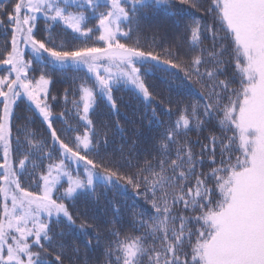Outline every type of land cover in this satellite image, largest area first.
Masks as SVG:
<instances>
[{"label": "snow or ice", "instance_id": "6c2138e0", "mask_svg": "<svg viewBox=\"0 0 264 264\" xmlns=\"http://www.w3.org/2000/svg\"><path fill=\"white\" fill-rule=\"evenodd\" d=\"M162 10L186 21L182 34L145 35L142 21ZM0 30V264H80L69 235L87 238L86 251L102 244L104 264H264V0H7ZM69 69L56 114L51 87ZM171 70L199 86V99L153 108L163 131L151 145L137 152L134 142L124 164H98L109 141L92 119L97 100L118 112L113 92L128 87L150 103L147 78L162 73L170 90ZM22 101L50 140L16 127ZM57 117L74 138H61ZM98 183L131 187L150 209L134 210L126 227L115 205L111 221L89 222L86 210L77 224L68 202L95 196Z\"/></svg>", "mask_w": 264, "mask_h": 264}, {"label": "trees", "instance_id": "16d2710c", "mask_svg": "<svg viewBox=\"0 0 264 264\" xmlns=\"http://www.w3.org/2000/svg\"><path fill=\"white\" fill-rule=\"evenodd\" d=\"M101 5L104 0H100ZM0 3H7V0H0ZM186 7V6H185ZM202 13H196V15H201ZM43 18H41L42 20ZM186 21L182 22L177 19L175 15L172 14L171 10H162L158 12L155 16H148L142 21V28L145 31V35H151L149 31L151 28L159 26L163 29H167L170 32H175L177 34L183 33V25ZM206 23L211 25L212 21L209 17ZM40 28L43 29V23L40 24ZM59 31V29H58ZM10 32V29H9ZM69 43H72L73 37L67 35L64 37ZM136 37L133 36V43ZM6 41V35L3 30H0V47H3ZM10 45V37L8 38ZM143 43V41H142ZM167 46V42L165 43ZM209 46V41H205V47ZM186 50V48H185ZM159 51V49H157ZM3 69L0 68V72ZM175 72V76H169L167 79L171 82V88L169 90L168 84L164 82V77L162 73H155L154 75L147 78V84L150 86V92L154 93L155 98L151 102H146L137 95L131 88L120 87L118 90L113 92V96L117 102L118 112L113 111L108 104V102L99 98L97 104L92 114V119L97 128V131L104 129L107 131V139L109 141L108 155L104 159L93 157L96 159L97 163L109 164L110 162H117L124 164L126 159L129 157V150L133 143L137 145V152H143L145 148L149 147L154 138L158 136L160 132L163 131V127L156 121L151 120L152 109L155 108L159 114L164 113L170 106L175 111V101L180 100L184 103L194 102L199 97L197 92L199 91L198 85H190L188 81H183V73L178 70H171ZM75 75L74 71L69 69L67 74H58L52 84L51 94L57 97L56 101H53L54 112L59 114L62 111L63 106V94L65 89L70 88L72 85V78ZM189 85L188 87H177L181 83ZM171 97L173 101L172 105H169L168 100ZM69 107H71L69 105ZM16 120L14 121L16 127L27 124L30 131L35 132L38 137L46 138L50 140V133L47 130L46 124L43 123L42 119L34 113L26 101H22L18 104L15 110ZM161 119L168 122L167 116H161ZM175 119V116L172 117ZM67 120L72 123L75 127V118L73 115H69ZM119 124L120 131H117L116 125ZM106 126V128H105ZM58 134L62 139L74 138L75 132L66 131V124L60 121L58 117L54 123ZM82 131V129H81ZM208 133L205 132L204 135ZM15 135V133H14ZM191 139L195 140V134L191 135ZM199 151V149H197ZM123 152V157L121 156ZM137 152H132V163L135 165L137 163ZM138 159L142 162L145 157L139 156ZM128 171L127 168L124 169ZM135 171V168L132 169ZM69 209L74 215L79 216L77 219V224L81 220L85 219L84 216H80V213L87 210L89 222H91V217H96L100 221H111L113 217V207L114 205L119 208L120 215L116 219L121 221V224H117V227L122 225L126 227L127 223L130 222V217L132 212L142 211L145 209H150V205L144 202L142 196L138 197L131 187L127 188V191L114 192L110 188H106L102 183H98L96 188L95 196H85L82 195L76 201H69ZM56 231H61V229H56ZM91 235L88 238H93L96 234L88 229ZM79 236V233H77ZM69 243L74 247H79L80 252L78 260L80 264H104L103 255V245L94 248L92 250H85L84 243L87 238L73 239L71 235L67 237Z\"/></svg>", "mask_w": 264, "mask_h": 264}]
</instances>
